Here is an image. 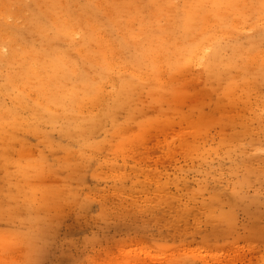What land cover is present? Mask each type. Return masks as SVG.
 I'll list each match as a JSON object with an SVG mask.
<instances>
[{
	"label": "rangeland",
	"instance_id": "374dc122",
	"mask_svg": "<svg viewBox=\"0 0 264 264\" xmlns=\"http://www.w3.org/2000/svg\"><path fill=\"white\" fill-rule=\"evenodd\" d=\"M0 264H264V0H0Z\"/></svg>",
	"mask_w": 264,
	"mask_h": 264
}]
</instances>
